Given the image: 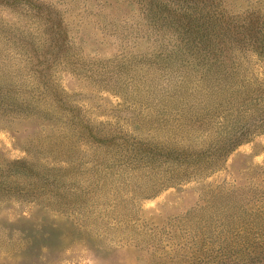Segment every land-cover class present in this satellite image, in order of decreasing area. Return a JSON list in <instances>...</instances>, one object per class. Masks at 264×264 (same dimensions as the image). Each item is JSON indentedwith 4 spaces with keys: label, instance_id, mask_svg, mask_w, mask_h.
<instances>
[{
    "label": "rangeland",
    "instance_id": "obj_1",
    "mask_svg": "<svg viewBox=\"0 0 264 264\" xmlns=\"http://www.w3.org/2000/svg\"><path fill=\"white\" fill-rule=\"evenodd\" d=\"M180 1L0 0V264H264V0Z\"/></svg>",
    "mask_w": 264,
    "mask_h": 264
},
{
    "label": "trees",
    "instance_id": "obj_2",
    "mask_svg": "<svg viewBox=\"0 0 264 264\" xmlns=\"http://www.w3.org/2000/svg\"><path fill=\"white\" fill-rule=\"evenodd\" d=\"M166 1L168 4L174 3L172 0ZM180 2L187 3L188 0H181ZM194 2L197 3L198 0ZM247 97L249 100L256 101L255 104L245 109L248 111L251 119L244 127L245 129H242L244 130L243 132L237 133L230 137H224V135L222 136L216 152L218 154V158H220V156L227 157L232 151L235 150L236 147L246 142L248 136L264 132V88H256Z\"/></svg>",
    "mask_w": 264,
    "mask_h": 264
}]
</instances>
